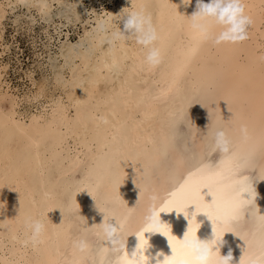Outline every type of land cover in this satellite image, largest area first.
<instances>
[{
  "label": "bare ground",
  "instance_id": "bare-ground-1",
  "mask_svg": "<svg viewBox=\"0 0 264 264\" xmlns=\"http://www.w3.org/2000/svg\"><path fill=\"white\" fill-rule=\"evenodd\" d=\"M82 1L0 0V264H80L71 238L81 219L88 227L100 223L103 213L96 204L106 201L120 215L134 208L139 216L153 195L162 206L189 173L209 160L219 161V153L208 156L197 131L232 112L238 119L230 134L243 165L237 180L247 178L244 184L254 200L250 215L218 225V250L221 255L231 251L230 264H240L264 238V228L254 219L257 212L264 215V0H245L253 19L248 38L219 45L202 40L188 25L185 17L196 10V0L186 5L137 0L147 6L159 33L162 59L151 70L142 65V46L133 40L110 45L106 39L110 18L133 0H107V5L99 0L100 10ZM18 7L23 8L19 14ZM9 13L15 15L7 22ZM20 15L34 43L29 31L35 17L41 19L48 42L33 46V60L25 68L16 53V65L3 58L16 42ZM124 19L116 20L121 29ZM51 20L57 24L50 32ZM68 21L80 23L72 38ZM7 23L13 27L11 40L3 36ZM34 66L41 70L38 77ZM12 75L21 82L12 85ZM240 123L251 134L247 143L241 140ZM201 193L211 200L206 186ZM193 210L188 205V216L175 209L161 210L159 216L171 234L183 238ZM42 212L45 239L35 247L25 244L21 216ZM196 219L198 238L211 239V220L205 213ZM135 228L126 225L125 232ZM144 235L148 264L171 254L164 234L146 230ZM91 239L88 264H110L114 254ZM137 243L136 234L129 233L125 251L131 255Z\"/></svg>",
  "mask_w": 264,
  "mask_h": 264
},
{
  "label": "clouds",
  "instance_id": "clouds-1",
  "mask_svg": "<svg viewBox=\"0 0 264 264\" xmlns=\"http://www.w3.org/2000/svg\"><path fill=\"white\" fill-rule=\"evenodd\" d=\"M182 3L186 5L190 3V0H182ZM246 7L245 0H207V2L205 0H196V10L191 15H187L185 19L190 28L204 41L213 45L223 43L236 44L248 38V28L253 23L252 17L246 12ZM121 17H125L123 29L118 27L116 23V20ZM109 25L112 30L106 36V39L110 45L117 40L124 42L133 40L136 44L142 46L144 50L143 66L151 70L161 62L162 49L158 44L159 33L144 3H138L137 0H133L132 4L120 12L118 16L110 18ZM105 30L108 31V29ZM261 59L264 60V55L261 56ZM237 119L238 116L234 112L228 119H223L220 115L211 124H207L205 130L201 131L198 128L197 131V135L202 136L208 145V156L213 153L220 154L219 161L213 163L209 160L202 163L198 169H202L211 176L214 190L224 200L236 198L238 189L237 178L240 176L243 167L240 163L239 148L234 144L230 134V126ZM239 133L242 142L247 143L250 140L251 134L246 123H240ZM251 154V152L248 153L249 158ZM220 161H225V164L221 165ZM205 186L211 194L212 200V192L208 190L207 185ZM203 187L199 189V192L203 197L204 203H209L211 200H205L201 193ZM243 193H248L247 198L242 195ZM239 196L242 199L233 210V213L226 218V224L240 221L246 217L245 213H247V216L251 214L248 209L253 207L254 195L245 190L240 192ZM110 203L106 201L99 205L96 204L103 213V220L100 223L91 224L92 227H88L85 219H81V228L78 234L71 238L72 250L80 254V264H88L89 254L93 248L91 239L93 237L104 245V252H112L114 254L115 258L110 261V264H148V256L145 254V249L149 246L148 238L144 235L146 230L162 233L167 239L169 234L176 237L171 234L169 225L162 222L159 216L161 210L167 212L175 208L164 210L159 205L158 198L155 195L151 197V203L143 209L139 216H136L134 208H128L125 214L120 215L110 207ZM188 205H194V210L188 219L187 229L183 234V238L176 237L180 241L176 258L182 261L183 264H230L231 251L227 255H221L218 250L222 237L221 233L217 234L213 231V237L208 240L199 239L197 236L199 222L196 219V214L205 213L208 218L209 215L204 211H196V203L187 204L185 209L179 212H187ZM2 207L3 203L0 204V208ZM125 207H127L126 202ZM193 212H195L194 216ZM154 214L156 217L155 221ZM44 216L45 213L43 212L38 216L27 214L21 216L20 222L24 226L27 237L24 241L25 244L30 242L35 247L43 242L48 229ZM262 217L264 215L259 212L254 215L258 225L264 228V219H261ZM110 218H115V223L110 222ZM190 219L193 220L191 228L189 227ZM130 224H137V228L125 232L126 225ZM150 225L155 226L150 227ZM160 226L166 228L167 234ZM138 232L141 233L140 236L137 235ZM186 232L188 233L187 238L185 237ZM129 233H135L138 238V243L131 255L125 251V238ZM141 236L143 239H141ZM170 246L171 254L165 255L162 260L157 261V264H166V258L173 257L172 245L170 244ZM244 264H264V238L259 242L258 250L250 253L247 259L244 260Z\"/></svg>",
  "mask_w": 264,
  "mask_h": 264
},
{
  "label": "snow or ice",
  "instance_id": "snow-or-ice-1",
  "mask_svg": "<svg viewBox=\"0 0 264 264\" xmlns=\"http://www.w3.org/2000/svg\"><path fill=\"white\" fill-rule=\"evenodd\" d=\"M262 15H264V10H262ZM195 51V47L191 50V52ZM190 52V54H191ZM189 54V55H190ZM221 165L225 164V161H220ZM247 178H244L243 180L237 182L239 184V187L237 189L236 198L233 200H224L216 190H214L212 186V178L209 174L204 172L202 169H196L195 172L189 173L188 176L184 179L182 183L179 184V187H175L171 193H169V198L165 200L164 204L162 205V208L164 210H169L171 208H175L176 211H183L185 209V206L189 203H196L197 208L196 211H204L209 215V218L212 220V228L213 231L217 234L220 233V230H218V225L222 224L221 221H223V224L227 223V217L233 213V210L238 206L240 203L242 197L239 196L240 192H243L245 190L252 193L251 187L246 186L244 184V180ZM207 185L208 190L212 192V200L209 203H204L203 197L199 192V189L203 186ZM185 215H188L187 212H185ZM195 215V212H193V216ZM156 217L154 214V221ZM261 219H264L262 217ZM193 225V220H189V227L191 228ZM155 226V225H150ZM162 230H164L167 234L166 228H163V226H160ZM138 236L141 235V233H137ZM188 233H185V237L187 238ZM141 239L143 237L141 236ZM169 243L172 245L173 249V257L166 258V264H183L182 261L178 260L176 258V253L178 252L180 241L176 239V237L172 235H168ZM240 264H244V258L241 257Z\"/></svg>",
  "mask_w": 264,
  "mask_h": 264
},
{
  "label": "rangeland",
  "instance_id": "rangeland-1",
  "mask_svg": "<svg viewBox=\"0 0 264 264\" xmlns=\"http://www.w3.org/2000/svg\"><path fill=\"white\" fill-rule=\"evenodd\" d=\"M82 2H84V6H89L91 4V2H93V4L96 5V9L97 10H100V6L97 5L99 0L95 1V0H83ZM103 4L104 5H107L108 4V1L107 0H102ZM56 5L54 4L52 7H51V13H52V19L55 20L57 22V20L59 19L56 15H54L55 11H56ZM16 13H21L23 11V8H16L15 9ZM15 14L14 13H9V15H7V19L6 21L7 22H10L11 18H13ZM26 17L20 15L19 17V22L18 23V31L15 33V37L13 39H16V42L12 43L11 45V48L9 50L8 53H6L4 55V59H9L10 61V65H16V62H15V59H16V55L18 56V58L20 59V68H25L28 64H30L33 60V56H32V51L34 49V45L36 44V46L39 48V46H42L44 43H48L46 41V38L44 37L46 31L43 30L42 28V20L39 19L37 16L35 17L36 19L34 20V23L32 25V30H30V34L34 35L35 37V40L36 42L34 43L30 38H29V35H28V29L26 28L25 26V23L23 22V20L25 19ZM54 24H57V23H53L52 20H51V25L48 27V31L51 32ZM65 27L68 29L69 31V35L70 37H74L75 34H76V31H79L81 28H80V23L78 22H72V21H68L67 23V26L65 25ZM13 30V27L11 26V23H7L6 25V28L4 30V39H7V40H11L10 39V33L11 31ZM49 45L52 46V43L50 42ZM16 53V55H15ZM36 64V63H35ZM11 66V68H13ZM35 68V71H34V75L36 77H38L40 74H41V70L34 66ZM17 74V73H16ZM12 80H11V83L12 85L18 83V82H21V80H18L17 77H14V75L11 76ZM24 80V79H23ZM262 189H264V186H262Z\"/></svg>",
  "mask_w": 264,
  "mask_h": 264
}]
</instances>
